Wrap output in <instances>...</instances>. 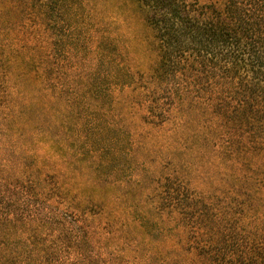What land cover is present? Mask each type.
<instances>
[{"label":"trees","instance_id":"16d2710c","mask_svg":"<svg viewBox=\"0 0 264 264\" xmlns=\"http://www.w3.org/2000/svg\"><path fill=\"white\" fill-rule=\"evenodd\" d=\"M137 1L157 62L146 72L134 71L98 45L95 69L108 63L112 72L87 76L82 105L62 114L66 120L58 127L66 136L54 143L73 144L67 164L93 170L89 175L99 182L124 153L116 149L123 125L129 144L145 143L136 151L127 148L129 164L145 168L137 181L143 189L139 203L100 212L112 218L105 217L112 226L118 223V238L134 258L129 264H264V0ZM77 2L0 0V86L30 63L26 54L19 63L11 55L12 43L29 42V17L44 25L53 10ZM32 77L46 96V64ZM101 81L109 91H98ZM113 90L120 94L111 95ZM44 111L43 105L37 110ZM6 117L0 132L14 135L8 138L28 142L51 129L50 118L35 129ZM23 152L17 166L21 187L0 173V264L98 262L85 256L95 238L65 198L73 189L80 192L79 186L57 170L44 184L34 173L44 159ZM138 153L154 160L138 163ZM17 199L21 204H13Z\"/></svg>","mask_w":264,"mask_h":264},{"label":"rangeland","instance_id":"374dc122","mask_svg":"<svg viewBox=\"0 0 264 264\" xmlns=\"http://www.w3.org/2000/svg\"><path fill=\"white\" fill-rule=\"evenodd\" d=\"M59 11L60 13L53 10L44 25H39L35 17H29L26 21L30 27L26 30L31 31L29 42L12 43L16 46V51L11 54L16 63L21 61L20 54H26L30 63H24L17 69V73H13L5 86H0V126L6 119L9 120L7 115L18 123L30 122L35 129L46 126L44 121L50 118L51 129L39 130V135L28 142L22 140L20 136L16 140L8 138L14 135L0 132V173L12 186L21 187L23 177L17 173V166L19 158L25 155L24 150L29 155L34 154L39 159H44V165L37 163L39 169L38 172H34L35 176L40 175L45 180L44 184L50 182V178H54L52 176L54 171H63L59 173L68 176L67 180L73 187L80 188V192L73 189L70 197L65 195V198L71 209L79 213L83 225L95 238L87 242L85 256L91 261L98 262L89 264L133 263L134 258L126 251L128 249L126 244L118 238L116 230L118 223L112 226V222L105 217L112 218L100 212L103 210L109 213L112 204L139 203L138 198L141 197L143 189L139 188L137 181L145 168L138 170L133 164H129L127 148L136 151L140 147L143 148L145 143L143 140H137L129 144L126 137L127 129L123 125L120 130L122 141L116 149H122L124 153L114 158L115 162L102 173V181L99 182L97 178L93 180L89 175L93 170L82 171L77 164H67L72 162V158L67 154L71 153L74 157L73 144L61 148L54 142L66 136L58 127L61 121L66 120L62 114L71 107L82 105L87 76L99 79L112 72L113 65L108 63L107 66L95 69L98 60L97 46L105 47L106 54L111 56L113 61L118 60L120 64L134 71L146 72L158 59L154 48L150 46L152 32L145 23V11L137 0H78L76 4L64 5ZM19 19L21 21L20 17ZM43 63L46 64L48 78L46 96L32 80L34 70ZM11 70L16 69L13 67ZM101 82L98 91L101 93L109 91V85ZM88 90L97 91L93 87ZM55 92L60 94L58 100L49 97ZM112 94L118 95L120 91L113 90ZM41 105L45 111L38 113ZM11 113H14L16 118H13ZM28 113L33 114L27 116ZM45 153H48L50 158ZM141 154H136L133 160L140 163L149 158L153 159L152 154L149 156L142 154V157ZM29 161L28 159L27 163H24L26 167L31 168ZM163 163L166 162L158 164L161 171L164 170ZM20 166H23V162ZM159 174L156 173L155 176L159 177ZM16 202L21 204L19 199L13 204ZM124 240L128 242L130 238Z\"/></svg>","mask_w":264,"mask_h":264}]
</instances>
